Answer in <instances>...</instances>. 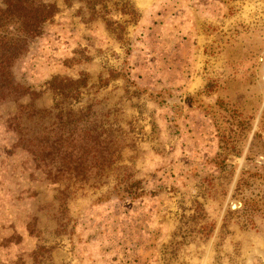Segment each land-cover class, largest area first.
<instances>
[{
	"label": "rangeland",
	"instance_id": "374dc122",
	"mask_svg": "<svg viewBox=\"0 0 264 264\" xmlns=\"http://www.w3.org/2000/svg\"><path fill=\"white\" fill-rule=\"evenodd\" d=\"M40 1L58 11L16 80L87 74L73 107L119 127L139 182L58 194L0 105V264H264V0Z\"/></svg>",
	"mask_w": 264,
	"mask_h": 264
},
{
	"label": "trees",
	"instance_id": "16d2710c",
	"mask_svg": "<svg viewBox=\"0 0 264 264\" xmlns=\"http://www.w3.org/2000/svg\"><path fill=\"white\" fill-rule=\"evenodd\" d=\"M57 11L53 1L3 0L0 6V105L10 106L5 127L14 133L13 146L27 154L33 170L51 183L65 182L64 189L57 188L58 194L73 183L113 174L111 193L134 197L132 187L139 180L133 179L128 166L118 164L123 147L117 138L119 127L97 118L91 103L73 107L88 84L87 74L53 75L43 90L19 82L13 74L16 62ZM44 92L52 94L49 106L37 104Z\"/></svg>",
	"mask_w": 264,
	"mask_h": 264
}]
</instances>
